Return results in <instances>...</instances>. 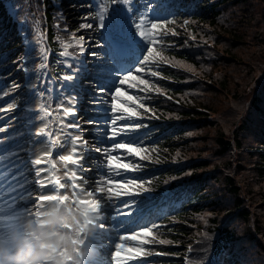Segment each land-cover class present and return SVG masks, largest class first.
I'll use <instances>...</instances> for the list:
<instances>
[{
  "label": "trees",
  "instance_id": "1",
  "mask_svg": "<svg viewBox=\"0 0 264 264\" xmlns=\"http://www.w3.org/2000/svg\"><path fill=\"white\" fill-rule=\"evenodd\" d=\"M40 1L54 14L59 10L55 0H0V54L22 55V41H36L48 54L58 42L51 30L60 34V44L70 39L65 28L76 30L80 22L71 26L40 13ZM63 1L78 14L91 5ZM182 1L160 10L176 22L160 30L167 35L158 46L172 63L156 64L164 94L145 101L156 119H148L143 139L156 155L140 162L138 176L150 178V195L138 208L155 204L149 216L160 227L153 235L172 241L157 244L165 254L149 262L179 264L185 257L184 264H264V0H254L256 6L242 4L246 0ZM175 6L187 24H178ZM181 35L183 44L175 48ZM177 61L194 71L174 66ZM231 62L237 66L228 68ZM185 248L195 251L184 256Z\"/></svg>",
  "mask_w": 264,
  "mask_h": 264
},
{
  "label": "snow or ice",
  "instance_id": "2",
  "mask_svg": "<svg viewBox=\"0 0 264 264\" xmlns=\"http://www.w3.org/2000/svg\"><path fill=\"white\" fill-rule=\"evenodd\" d=\"M132 3L133 0H99L98 3L92 4L94 14L90 18L86 17L85 22L80 23L76 31L65 28L66 32L71 31V36L69 42L64 44L63 50L59 52V57L74 58L76 61H80V54L85 53L87 50L85 47L86 37L83 34L77 35V33L81 32L83 29H93L94 26L98 27V29L106 28L111 12L117 10L114 6H128L126 7V11L132 14L131 21L132 26L136 30L135 35L144 42L146 53L141 52L140 55L142 59H137L134 66L125 68L119 62V52H115L113 55L115 66L106 71L100 70L98 75L101 78L92 84L95 89V94L90 97V103L97 108L99 112L108 116L106 125L108 131L107 139L112 141L110 147L101 148L98 144L92 145L85 138L83 124L76 118L78 104L80 102L79 94L58 103V111L63 114L62 118L59 119L61 125L59 131L64 137L63 140L53 138V134L47 131L48 126L39 128L36 135L46 137L50 148L54 149L58 146L67 151V154L58 155V161L66 170L63 172V176L57 175L55 171H53L56 169V164L50 158L53 155L50 150H45L44 152V155L49 157V159L42 160L36 158L32 160L31 163L33 165L40 166L44 164L45 166L35 169L36 179L33 182L39 186V194L36 195L34 200L31 194H29L28 197L29 203L35 204V210L25 206L26 210L33 212L38 211L45 201L65 197V194H62L63 190L70 188L71 194H67V197H70L74 204H77L82 196L87 198L92 205L90 211L99 224L100 230H105L106 225L103 222L105 217L102 215L104 211V202L110 203L115 199H120V202L125 208H130L135 201H128L122 198L139 196L142 193L150 191V188L146 187V183H150V181L145 182L139 179L124 178L126 173L138 171L142 166L139 163L127 160L125 156L114 155L113 153L116 152V150H123L126 156L138 157L141 161L150 158L147 155L149 152L148 148L136 142H125L117 138L126 135L130 131L143 127L140 123L130 122L135 119H142L144 114L153 111V109L145 103V101L153 99V97L149 95L150 93L159 95L164 94V90L149 78L161 77V73L152 70L150 65L161 61L166 64L172 63V61H169L160 52L156 51L155 45L163 43V36L167 35L166 31L162 32L160 30L164 29L165 24L174 23L175 21L168 20L167 17L150 15V13L155 12V8L157 7V5L152 3V0H144V3L141 5L143 10L139 12L131 7ZM91 21L98 22V25H94ZM184 23L187 24L188 21L185 20ZM172 34L176 35L175 32ZM114 42L118 48L120 44L119 36L114 37ZM73 48L78 49V53L69 51V49ZM45 51L46 49L44 48L40 49V55L43 60V62L40 63L41 69L48 67L47 63H44L48 61V56L44 55ZM89 55L96 57L99 54L92 52L89 53ZM25 59L26 56H22L17 61V63L21 65V70H24L26 67L23 65ZM57 62L63 64V61ZM80 63L82 64L83 62L80 61ZM174 66L182 67L189 72L194 71L192 65L184 64L179 61H177ZM67 67L70 69L71 74H65L59 77V79L65 82H78L82 78L81 73L87 72L86 67L78 68L76 64H69ZM108 77L111 78L109 79ZM133 89L137 91L132 92L131 90ZM138 93H143L144 95H139ZM2 94L3 90L0 89V95ZM9 95H11V93H9ZM40 95L44 96V91H41ZM18 106L19 105L14 106L12 103H9L8 106L2 110L4 112H11L15 111V108ZM139 109H143L144 114H142ZM53 110L54 109H51L49 106L43 105L39 111L44 113V118H51ZM121 121L125 123L120 124L119 122ZM87 123L90 125H98L101 121L93 119L87 121ZM6 131L7 128L0 126V133ZM5 139L6 138H0V144L4 143ZM85 149H94L106 159V164L102 165V167L106 169V174L101 173L100 181L96 183L95 187L91 190H86L88 181L87 177L83 174V163L87 157V152L84 151ZM3 159L4 156L0 155V160ZM69 166H77L80 174L78 175L77 170L68 171L67 169ZM117 177H119V179H117ZM2 179L3 176L0 174V180ZM106 185L110 187L106 188ZM0 191H2V189H0ZM46 192L54 194H45ZM96 193H106V201L104 196L96 195ZM20 195H23V192H21ZM129 214L130 213L127 212L123 213V215L126 216ZM200 219H204V217H200ZM159 227L160 225L153 222L151 226L144 225L140 227L139 230H132L131 234H127V230H125L126 234L120 235V242L114 245L115 250L112 252V259L116 264H128L129 261H136L138 257L148 254L143 245L153 243L160 245L171 244V240L157 239L153 235L154 229ZM149 236H153V239H147ZM128 241H138V244L136 246H131L126 243ZM188 251L194 252L195 250L190 248ZM155 254L164 255L165 253L157 251ZM189 259H191V257H189ZM140 264H147V261L142 260Z\"/></svg>",
  "mask_w": 264,
  "mask_h": 264
},
{
  "label": "rangeland",
  "instance_id": "3",
  "mask_svg": "<svg viewBox=\"0 0 264 264\" xmlns=\"http://www.w3.org/2000/svg\"><path fill=\"white\" fill-rule=\"evenodd\" d=\"M91 4L98 3L96 0H90ZM140 3L139 9L137 12L142 11L141 5L144 3V0H138ZM153 3H156L157 0H152ZM166 2H170L171 0H164ZM163 1V2H164ZM165 2V3H166ZM242 4H250L252 6H256L257 2L254 0H246V3ZM47 5L49 3L46 2H39L38 8L40 10V13L44 14H52L55 15L56 18L64 21L65 23H69L71 26H76L77 22H84L81 21L82 19H85L86 17H89L90 14L94 13V9L89 7L86 11L78 14L75 10L70 9L67 7L63 0H55L52 2L53 6H58L59 10L54 14V11L52 9H47ZM136 1L133 0V3L131 7L133 8L136 6ZM235 5V4H234ZM120 7V6H118ZM126 7L123 9L118 8L117 14L118 16L115 18L114 14L111 13V16L109 20L107 21L108 28L106 29L104 35L108 39L109 37H116L119 36V38L124 37H131L135 42L138 44H141V47L143 48V52L146 53V47L144 45V42L140 40V38L135 35L136 30H132L134 28L132 26L131 21V13L126 11ZM224 10L230 11V7L227 6V3L224 5ZM235 10L237 12H241L240 7L236 4ZM158 11V10H157ZM240 14V13H239ZM150 15L159 16V14L150 13ZM123 16H126L127 19H124ZM240 16H242L240 14ZM212 14L211 12H208L206 15V20L211 19ZM138 19V17H137ZM223 19V18H222ZM76 31V30H73ZM69 33H71L69 31ZM83 34L86 37L85 47L86 52L83 54H80V61L83 63L81 64L80 61H76L74 58H62L59 57V52L63 49L60 46V34L57 31L51 30L48 32V35L50 36H58V42L57 46L54 48H49V54L53 56L52 61L44 62L47 63L48 67H54L56 66V61H63L66 66L68 64H76L77 67H86L87 72L81 73L82 78L78 82H65L62 81V85L60 87L55 86V84L51 83L50 87L46 85L47 93L52 98V106L51 109L58 108V103L60 101L66 100L67 98H70L72 93L77 96L79 94V108L84 110L91 109L90 105V97L95 94V89L92 86L93 82H96L101 77L98 75V72L100 70H108V67L110 65L109 61L106 60L105 55L103 54V49H99L98 53L99 55L96 57H93L89 55L90 50H95L97 47H102L101 44L97 42L98 36H95L91 32H88V29H83L81 32H78L77 35ZM71 35V34H70ZM109 40V39H108ZM68 42H64L66 44ZM22 44L24 45V54L17 56L16 58H8L5 53L0 54V89L3 90V94L0 95V126H3L7 128V131L4 133H0V138H6L4 140V143L0 144V152H2V156H4L2 161V166L5 168L1 174L3 176L4 180L1 182L0 180V189L4 187L1 191V199L2 202L0 203V212H3L5 214L6 211H9L12 204L14 202L21 203L23 206L27 205L28 208L35 210V204L29 203L28 197L29 194H31L32 199L34 200L36 195L39 194V189L31 190L27 186V184H24L29 180L28 184H31L32 186H35L36 184L33 182L35 177V169L38 167H44V164H41L40 166L33 165L31 163L32 160L36 158H40L42 160H47L49 157H46L44 155L45 150L52 151L53 155L50 157L53 162L56 164L55 173L57 175L63 176V172L66 170L61 165V163L58 161V155L59 154H67V151L63 148L56 147V148H50L49 142L46 137L44 136H37L36 133L39 130L40 122H44L43 113L39 111L40 109V96H38L36 92V83L35 80L32 78L38 76L40 74L37 66H32L33 63L37 64L38 62H34L36 59L42 58L40 53L37 51L38 43L36 41L28 42V41H22ZM159 44V43H158ZM158 44L155 45L156 51L158 52ZM183 44V37L182 35L180 38L176 41V43L173 45L175 48H180ZM41 49V48H40ZM141 49V48H140ZM241 48L233 47L231 50L232 52L240 50ZM47 52H44V55H46ZM48 54V55H49ZM4 56L6 58L4 59ZM26 56V59L23 61V65L26 67L24 70H21V65L17 63V61L22 57ZM62 58V60L60 59ZM169 58V57H168ZM43 62V61H42ZM231 62L228 66V68H235L236 66L232 65ZM50 64V66H49ZM166 64V63H164ZM153 64L150 65V67ZM100 67H104L105 69H102ZM68 68V67H67ZM6 69V70H5ZM47 70V67L44 68V71ZM68 74H71L70 69L68 68ZM24 79H23V78ZM4 78V79H3ZM151 80L153 77H149ZM41 79L40 81H42ZM7 82V83H6ZM6 83V84H5ZM8 83H12V88L9 89ZM81 87L84 88L80 89ZM6 88V89H5ZM89 89L90 91L86 92ZM22 90H24L22 92ZM132 92H136L137 90L133 89ZM90 92V93H89ZM11 93V95H9ZM25 94L31 97H27L28 101L25 102L26 97ZM139 95H143V93H138ZM12 96V97H11ZM13 98V99H12ZM110 100V97H109ZM9 103H12L14 106L19 105L15 108V111L11 112H4L2 109L6 108ZM33 110V115H31V110ZM94 111V109H92ZM143 110V109H142ZM94 112H99L97 108H95ZM62 112L56 111L55 112V118L52 130L50 131L53 134V138L55 139H61L63 140V135L59 131L61 125L59 123V119L62 118ZM77 119L80 120V122L83 124V131L85 138L89 141L92 145H100L101 148L103 147H110L112 141L107 139L108 131H107V125L106 121H103L101 119V123L98 125H90L87 123V121L95 119V116L89 115L87 117H84L83 114L77 113ZM187 119V118H186ZM141 120V119H140ZM139 121V119H135L131 121L130 123H136ZM120 124L125 123L124 121L119 122ZM44 124V123H43ZM102 124H105L106 126H103ZM142 124V123H141ZM143 127L136 129L134 131L128 132L126 135L122 137H118V140H123L125 142H136L140 145L146 147L149 149V152L147 153H155L150 147L146 146L144 143V139L142 138V133L147 130L148 126L147 124H142ZM43 128V127H42ZM76 131V130H71ZM90 132V135L92 137H87V133ZM24 137L23 140L20 138ZM44 137V144L38 143V139ZM100 138L103 139L100 140ZM97 142V143H96ZM19 146V149H22L23 155L20 156L19 161H15L14 158H12V153L16 151V147ZM85 152H87V157L84 160L83 167H84V175L87 177V189L91 190L95 187L96 183L100 181L101 173L106 174V169L102 167L103 164H106V159L100 154L99 158H91L88 156L89 153L97 154L94 149H85ZM39 152L41 155L36 156V153ZM114 155H122L125 156L127 160H131L135 163L141 162L138 157H129L126 156V154L123 152V150H116V152L113 153ZM102 157V159L100 158ZM104 160V161H102ZM22 161H27L28 166L26 168L22 167ZM95 164V166H94ZM141 165V164H140ZM60 170V171H59ZM68 171L77 170L76 166H69ZM29 171H31V175L29 177ZM79 172V170H77ZM138 171L129 172L124 175L125 179H138ZM28 176V177H27ZM240 176V175H239ZM119 179V177H117ZM12 180V184H8L9 181ZM147 182V180H143ZM14 193L7 195L11 189L18 188ZM110 187V186H105ZM71 189L63 190L62 194L64 192H69ZM79 191V190H78ZM23 192V195H20V193ZM47 194H54V193H48ZM45 193V194H46ZM96 195L104 196L106 201V193H96ZM67 196V195H65ZM63 198V197H62ZM124 200L128 201H135L134 197H124L122 198ZM86 204H88V200H83ZM90 204V203H89ZM104 209L106 213H102V215L106 216L105 220L103 221L106 225L105 231H107L108 236L111 237V240H109L110 245L105 250L104 247L100 250L101 253H104L107 255V258L109 261L107 264H116V262L112 259V252L115 250L114 245L115 243L120 242L119 236L122 234H131L132 230H139L140 227L144 225L151 226V223L148 222L147 216L149 215V212L146 210L144 211H136L133 206L130 208H125L123 204L120 202V199H115L113 202H104ZM25 209V208H24ZM130 213L129 215H123V213ZM2 214V215H3ZM98 224V223H97ZM98 231L100 233H104V231L100 230L99 224H98ZM131 246H136L138 244L137 242L128 241L126 242ZM144 246V245H143ZM123 256V254H122ZM142 257H138L136 261H129L128 264H140V261L143 259Z\"/></svg>",
  "mask_w": 264,
  "mask_h": 264
},
{
  "label": "clouds",
  "instance_id": "4",
  "mask_svg": "<svg viewBox=\"0 0 264 264\" xmlns=\"http://www.w3.org/2000/svg\"><path fill=\"white\" fill-rule=\"evenodd\" d=\"M97 228L93 213L67 196L35 212L6 211L0 215V264H84L98 255L84 245Z\"/></svg>",
  "mask_w": 264,
  "mask_h": 264
},
{
  "label": "bare ground",
  "instance_id": "5",
  "mask_svg": "<svg viewBox=\"0 0 264 264\" xmlns=\"http://www.w3.org/2000/svg\"><path fill=\"white\" fill-rule=\"evenodd\" d=\"M178 12V11H177ZM4 59H5V57H4ZM24 90H22V92H23ZM28 101V99L26 98V100H25V102H27ZM21 140H23L24 139V137H21L20 138ZM19 146L20 145H18L15 149H16V151L15 152H13L12 153V158H14V160L17 162V161H19L20 160V156H22L23 155V151H22V149H19ZM89 154H91V153H89ZM36 156L38 157V156H40V153L39 152H37L36 153ZM28 166V163H27V161H22V167L23 168H26ZM5 168H3V169H0V172L1 171H3ZM31 171H29V177H30V175H31ZM1 174V173H0ZM80 173L78 172V175H79ZM28 177V176H27ZM4 180H1V182H3ZM29 183V180H28V182H25L24 184H27V186L29 187V189H32L33 188V186L31 185V184H28ZM8 184H12V180L11 181H9L8 182ZM17 189H19V187L18 188H14V189H11V191L7 194V195H9V194H12V193H14ZM3 214V212H0V215H2Z\"/></svg>",
  "mask_w": 264,
  "mask_h": 264
}]
</instances>
